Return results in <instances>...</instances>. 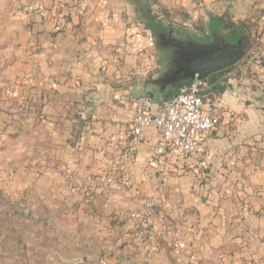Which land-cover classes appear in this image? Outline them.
Wrapping results in <instances>:
<instances>
[{"label":"crops","instance_id":"0c3cea01","mask_svg":"<svg viewBox=\"0 0 264 264\" xmlns=\"http://www.w3.org/2000/svg\"><path fill=\"white\" fill-rule=\"evenodd\" d=\"M30 1L0 0V184L65 210L59 253L77 264H264V0H42L66 12L61 25L24 10ZM234 29L246 52L207 77L222 114L198 157L159 153L155 126L133 143L136 99L156 109L192 80L170 79L172 40L245 42L226 37ZM147 199L165 218L134 232L128 215Z\"/></svg>","mask_w":264,"mask_h":264},{"label":"built area","instance_id":"2783aa9c","mask_svg":"<svg viewBox=\"0 0 264 264\" xmlns=\"http://www.w3.org/2000/svg\"><path fill=\"white\" fill-rule=\"evenodd\" d=\"M23 8L28 12L39 11L44 18L54 16L57 25L63 24L66 20L64 10L48 8L42 0H31ZM262 19L264 20V15ZM247 55L257 56L256 44ZM211 93V83L208 78H195L179 88L171 98L164 100L156 109L151 96L138 97L135 101L131 141L136 143L143 140L145 130L155 126L160 133L159 153L168 151L176 156L196 159L201 151V139L208 136L221 120V108L217 103L211 102ZM207 103H210L208 109L205 108ZM118 170V166L111 167L101 175V181L106 185L116 183ZM128 217L132 230L137 232L152 227L154 219H164L165 215L163 210L157 207L154 199H147L141 208L132 210ZM152 247L154 250L158 249L156 245Z\"/></svg>","mask_w":264,"mask_h":264},{"label":"rangeland","instance_id":"374dc122","mask_svg":"<svg viewBox=\"0 0 264 264\" xmlns=\"http://www.w3.org/2000/svg\"><path fill=\"white\" fill-rule=\"evenodd\" d=\"M10 184L11 179L0 184V264H77L58 250L61 228L55 217L65 210L54 198L11 192Z\"/></svg>","mask_w":264,"mask_h":264},{"label":"water","instance_id":"95a60500","mask_svg":"<svg viewBox=\"0 0 264 264\" xmlns=\"http://www.w3.org/2000/svg\"><path fill=\"white\" fill-rule=\"evenodd\" d=\"M172 44L177 47L178 55L172 61L176 70L170 79L182 77L185 79H204L214 72L228 68L245 55L244 38L236 43L224 39L220 44H197L191 37L174 38Z\"/></svg>","mask_w":264,"mask_h":264},{"label":"trees","instance_id":"16d2710c","mask_svg":"<svg viewBox=\"0 0 264 264\" xmlns=\"http://www.w3.org/2000/svg\"><path fill=\"white\" fill-rule=\"evenodd\" d=\"M154 18H152L151 19V26H152V28H153V30L155 31V33L158 35H160L161 33H165V34H168V31L167 30H165V28L163 27V25L161 24V23H157V22H155L154 20H153ZM232 32L233 33H231V35H226V37L231 41V42H236L237 41V39L240 37V36H244L245 37V42H244V46L246 47L247 46V44H248V37L244 34V33H242V32H240V33H238L235 29L234 30H232Z\"/></svg>","mask_w":264,"mask_h":264},{"label":"flooded vegetation","instance_id":"af4514ba","mask_svg":"<svg viewBox=\"0 0 264 264\" xmlns=\"http://www.w3.org/2000/svg\"><path fill=\"white\" fill-rule=\"evenodd\" d=\"M159 39L161 40V42H163L165 44V43H169L170 42L171 36L169 34L161 33L159 35Z\"/></svg>","mask_w":264,"mask_h":264}]
</instances>
